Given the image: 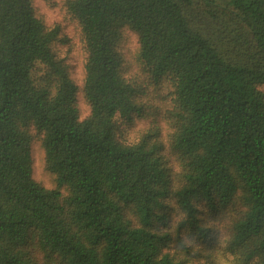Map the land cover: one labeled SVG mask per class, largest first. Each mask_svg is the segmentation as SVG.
I'll return each mask as SVG.
<instances>
[{"label": "trees", "instance_id": "obj_1", "mask_svg": "<svg viewBox=\"0 0 264 264\" xmlns=\"http://www.w3.org/2000/svg\"><path fill=\"white\" fill-rule=\"evenodd\" d=\"M220 254L264 264V0H0V264Z\"/></svg>", "mask_w": 264, "mask_h": 264}, {"label": "rangeland", "instance_id": "obj_2", "mask_svg": "<svg viewBox=\"0 0 264 264\" xmlns=\"http://www.w3.org/2000/svg\"><path fill=\"white\" fill-rule=\"evenodd\" d=\"M53 15H54V12L49 10L48 14L46 15L45 18L47 19V17H48L49 21L54 20V17H52ZM74 64L76 65V67L74 69L72 68V72H73V75H75V79L77 81H79L81 69H80V67L77 66L76 63H74ZM78 75H79V77H78ZM34 150H35L34 151V153H35L34 154L35 165H34V170H33L34 175L44 184H52L51 175L48 174V172L43 167V157H42V153H41V150L39 148V145H35ZM217 260H218L219 264H242L235 256H233L231 254H223V255L220 254L218 256Z\"/></svg>", "mask_w": 264, "mask_h": 264}]
</instances>
